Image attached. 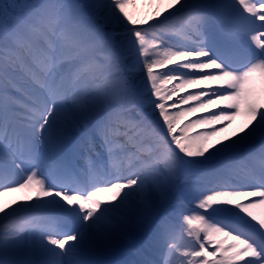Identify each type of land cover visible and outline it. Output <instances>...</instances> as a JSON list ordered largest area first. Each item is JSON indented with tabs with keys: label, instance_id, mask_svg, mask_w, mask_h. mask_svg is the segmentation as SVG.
<instances>
[{
	"label": "snow or ice",
	"instance_id": "snow-or-ice-1",
	"mask_svg": "<svg viewBox=\"0 0 264 264\" xmlns=\"http://www.w3.org/2000/svg\"><path fill=\"white\" fill-rule=\"evenodd\" d=\"M138 2L0 6V264H264V0Z\"/></svg>",
	"mask_w": 264,
	"mask_h": 264
},
{
	"label": "bare ground",
	"instance_id": "bare-ground-1",
	"mask_svg": "<svg viewBox=\"0 0 264 264\" xmlns=\"http://www.w3.org/2000/svg\"><path fill=\"white\" fill-rule=\"evenodd\" d=\"M141 1L147 3L146 0H141ZM142 10H143L142 8L136 7L135 11L139 15H143V11ZM190 91H191V89H190ZM196 115H202V114L201 113H197V114H194V116H192V117H188L187 119H194ZM185 122H187V121H185ZM241 123H243V118H237V120L232 124V126L227 130V132L226 133H222V135L231 134L232 131L238 130L239 125ZM203 130H204L203 128L197 127V128L192 129L191 134L195 135L197 132H200V131H203ZM26 195H28V193L24 192V191L8 193V194H5L3 196H0V202H4V203L7 204V203H12L14 201H22V200H24Z\"/></svg>",
	"mask_w": 264,
	"mask_h": 264
},
{
	"label": "rangeland",
	"instance_id": "rangeland-1",
	"mask_svg": "<svg viewBox=\"0 0 264 264\" xmlns=\"http://www.w3.org/2000/svg\"><path fill=\"white\" fill-rule=\"evenodd\" d=\"M27 2H32V0H0V6L3 5H12V4H17V5H21ZM136 7L142 8L143 10V15L145 14H150L151 11L153 10V5H149L145 2H142L141 0H139L138 4ZM136 10V9H135Z\"/></svg>",
	"mask_w": 264,
	"mask_h": 264
}]
</instances>
